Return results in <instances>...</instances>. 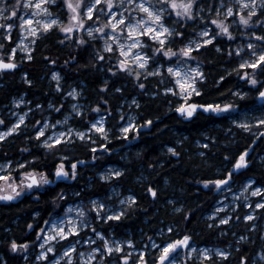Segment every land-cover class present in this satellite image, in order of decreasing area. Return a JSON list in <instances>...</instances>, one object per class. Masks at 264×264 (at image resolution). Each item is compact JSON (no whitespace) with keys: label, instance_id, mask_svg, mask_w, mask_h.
<instances>
[{"label":"snow or ice","instance_id":"1","mask_svg":"<svg viewBox=\"0 0 264 264\" xmlns=\"http://www.w3.org/2000/svg\"><path fill=\"white\" fill-rule=\"evenodd\" d=\"M21 8L32 11L22 15ZM65 10L67 22L62 19ZM15 20H19L18 25ZM0 21V73L7 74L18 68V51H23L24 58L33 61V46L52 30L58 28L63 34L61 44L73 40L74 34L79 33L75 39L77 54L70 55L64 64H79V53L92 49L88 52L89 64L93 69L106 73V78L102 80L99 88L103 105L110 104L103 94L112 90L113 77H127L142 94L152 96L157 93L149 92V78H158L156 87L163 85L162 92L165 96L172 95L177 98L175 111L180 116L190 120L201 113H207L223 119L231 118L232 124L246 131L252 132L255 127L256 132L253 134L256 139L253 143L264 140V131H261L264 129V0H16L15 5H8L6 0H0ZM17 27L23 33L19 38L13 34ZM237 33L240 36H248V40L233 48ZM85 34L90 39H85ZM92 41L96 42L95 45L91 44ZM213 49L230 59L239 58L238 66L233 71L239 80L250 87L247 91L236 88L234 91L229 89V92L240 100H245L250 93H255V98L262 102L258 108L244 112L236 102H192L193 97L203 95L202 82L208 79L201 57ZM45 59L52 64L56 63L51 57ZM83 67L87 68L88 64ZM51 75L52 79L58 82L56 88L61 90L59 81L63 77L59 72H52ZM23 76L31 86L33 81L29 78V73L25 72ZM223 81L225 76L219 75V82ZM114 91L123 93L124 89L115 87ZM82 92V89L77 88L67 92V97L74 98L76 102L71 104L72 111L63 119L52 122L42 117L32 124L38 145L47 153L60 155V162L54 166L57 179L77 180L79 167L87 163L84 160L75 161L69 168L66 164L68 157L63 154L67 146L74 147L77 141L81 142L84 147L90 149L93 161L112 151L110 143H97L94 139L98 136L104 141H111L114 133L106 126V116H110L112 110L97 102L95 107L90 109L95 115L86 118L83 106L79 103ZM25 103L31 102L23 98H13L16 108ZM169 104L171 105L172 101H169ZM131 105L140 107L135 97L131 99ZM35 108L43 110V105L37 103ZM48 108L59 114L63 112L64 104L61 103L57 107L49 102ZM32 112V108L26 112H11L17 119L10 126L0 117V126H4L3 130H0V142H7L9 137L20 133L21 126L26 124L29 113ZM73 115L79 116L83 121L80 129L68 126ZM125 119L124 115H120V121ZM153 124L152 119L137 124L134 118L129 116L127 121L118 127L124 139H132L133 132L138 138L141 128H150ZM204 147L208 148L209 144H204ZM167 150L174 157L181 155L176 147H168ZM22 151L29 150L24 148ZM200 155L203 156L204 153ZM248 156L249 150L245 148L235 158L226 174L202 181L204 188H214L217 192L225 189L231 191L230 184L236 173L247 169L250 164ZM37 159L38 157L33 155L32 160ZM224 159L231 162L233 158L226 155ZM26 166H30L27 160L23 163L16 162L17 168L24 169ZM13 170V161L10 159L0 165V181L5 183L7 189L0 188L2 201L16 200L31 191H36L39 198L38 189L56 183V180L49 178L47 171L39 172L36 168L22 172L23 178L14 182ZM99 175L102 181L114 183V178L123 177L124 170L109 168ZM112 192L115 193L116 189L113 188ZM146 192L154 200L159 197V190L154 185L149 184ZM249 192L257 199L250 200L248 195H244V203L250 211L243 217L236 216L235 219H243L249 231H252L257 228L255 221L264 219V182L257 185L255 180L248 179L241 193ZM75 195L79 197L81 193L76 192ZM52 199L55 207H59L61 201L66 202L67 194L61 189ZM238 199L239 197L234 195V200ZM87 203L90 207L83 206V202L69 206L63 216L49 213L52 218L43 221L47 228L29 223V229L38 227L36 241L19 243L12 239L10 250L24 254L23 259L27 261L30 245L38 242L40 251L35 260L43 261V264H232L230 258L233 253L228 249L196 247L192 243V235L177 234L176 228L172 226H167V233L170 234L167 239L157 243L152 236H148L149 243L144 244L142 248H138L132 239H117L115 233L109 237L104 231L93 226L97 221L105 224L121 221L128 215V209L138 206V197L135 194L120 200L121 207L118 210L99 198L90 197ZM169 203L175 204V201ZM237 207L240 205L237 204ZM222 210L217 208L212 213V218L214 221L219 219V225L226 226L233 217L228 214L220 216ZM175 211L180 212L181 208L177 207ZM34 215L39 217L40 213L36 212ZM183 219L188 221L189 216H184ZM208 227L215 228L217 225L213 223ZM88 231L92 233L91 236L87 235ZM224 234L221 229V235ZM157 235L163 236L164 230L161 229ZM247 239L248 237L241 235L237 244ZM59 241H65L66 247L58 250L53 242ZM84 245L88 246L87 249L80 250ZM236 251L239 252L240 249L237 247ZM257 255L259 262H264V250ZM113 256L116 257L115 260L112 259ZM259 262L252 261L246 254L238 257V264Z\"/></svg>","mask_w":264,"mask_h":264},{"label":"trees","instance_id":"2","mask_svg":"<svg viewBox=\"0 0 264 264\" xmlns=\"http://www.w3.org/2000/svg\"><path fill=\"white\" fill-rule=\"evenodd\" d=\"M62 19L67 20L66 10ZM77 36L78 33L74 34L73 40H67L63 44L60 43L63 34L58 28L42 36L33 46L34 60H23L20 69L18 67L8 72L0 80V108L7 106L12 98L22 95L26 101L31 102L29 108H34L39 103L43 105L44 111L48 108L49 102L58 107L62 103L63 94L53 91L50 83L52 72L58 71L63 77L64 87L72 86L83 90L85 117L95 115L90 109L94 108L97 102L102 104L99 88L102 80L106 78V73L93 69L89 64L88 52L92 50L91 48L79 53V64L72 63L70 66L64 64L70 55L77 54L75 44ZM95 43L91 42L92 45ZM232 47L235 48V45L232 44ZM45 57H51L56 63H50ZM201 59L204 61L208 79L202 82L203 95L193 97V103L236 102L241 105L244 112L260 106L262 102L257 101L255 93H250L245 100H240L229 92V89L234 91L236 88L247 91L250 87L239 80L236 72L233 71L238 66V57L230 59L213 49L205 53ZM85 64H88L87 68L83 67ZM25 72L29 73V78L33 81L31 86L21 77ZM219 75H224L225 81L219 82ZM157 80L158 78H149V92L157 93L156 96H152L142 94L127 77L112 78V90L103 94L110 104H102V107H109L112 110V114L106 116V126L112 129L114 135L110 142L96 139L97 143H110L112 151L93 161L90 149L84 147L81 142H77L74 147L67 146L65 149L68 151L63 154L70 160L66 161V164L79 160L87 162L79 167L77 180L68 182L59 179L39 192V198L37 194L28 192L14 202H0V264H13L14 256L9 247L12 239L19 243L34 242L38 227L29 229L27 225L33 223L44 227L43 221L50 218L49 213L54 214L56 211L52 199L56 191L63 189L67 196L71 192H80L86 199L94 194L105 193L108 185L100 182L95 175L98 170L110 165H117L124 170L123 177L119 178L121 190L129 191L130 194L138 197L137 207L129 209L128 215L121 221L111 222L109 225L116 237L130 236L137 242L139 237L148 241L147 237L152 236L156 240L157 233L161 229L167 231V226H172L176 228L177 234L192 235V242L198 247L220 243L224 239L230 240L228 235L231 233L225 228L208 227L212 222L208 221L206 216L217 202L218 194L214 189L204 188L201 185L202 181L226 174L235 158L248 148L250 164L247 169L238 171L232 182L242 184L248 179L255 180L258 185L264 182V164L254 160L257 155L264 154V140L253 143L256 139L253 134L256 129L253 128L252 132L241 129L232 124L231 118L223 119L205 113L190 120L180 116L175 111L177 98L172 95L165 96L162 92L163 85L160 88L156 87ZM115 87H122L123 93H116ZM133 97L140 103L139 108L135 105L129 107ZM169 101H172L171 105ZM65 111L59 114L54 110L48 112L53 115L52 120L55 121L60 119ZM127 114L134 115L137 124H143L147 119H152L154 124L150 128L140 129L137 141L131 145V152L127 153L128 157L125 158L123 150L127 148L126 141L119 137L117 131L118 125L123 123L120 121V115L126 118ZM225 115L228 114H221V116ZM33 122L31 119L27 120L20 133L9 137L7 142H0V162L10 159L13 165H16L17 161L23 163L27 160L30 166L19 172L36 168L39 172L47 171L49 178L55 180L54 166L60 162V157L45 152L38 145L34 135L29 131ZM70 122L79 129L83 124L77 115H74ZM204 144H209V147L205 148ZM168 147H176L181 155L172 156L168 153ZM24 148L29 151L23 152ZM202 152L203 156L200 155ZM33 155L38 157L36 161L32 160ZM226 155L233 158L231 162L224 159ZM149 184L159 190V197L155 200L146 192ZM169 201H175V204ZM64 204L65 202L58 207L60 212ZM177 207L181 208L180 212L175 211ZM36 212L40 213L39 217L34 215ZM184 216H189V220L185 221ZM233 222L232 219L231 223ZM221 229L224 230V235H221ZM169 235L167 233L163 238L157 239L162 241ZM241 235L248 239L240 241L239 244L236 240L233 243V247L229 250L233 253L230 258L232 264H238V257L242 254L248 255L252 261H257L256 255L264 250L261 225L259 224L249 234ZM237 247L240 249L239 252L236 251Z\"/></svg>","mask_w":264,"mask_h":264},{"label":"rangeland","instance_id":"3","mask_svg":"<svg viewBox=\"0 0 264 264\" xmlns=\"http://www.w3.org/2000/svg\"><path fill=\"white\" fill-rule=\"evenodd\" d=\"M7 4L8 5H15V2L16 0H6ZM32 11L31 9H23L21 8L20 9V13L23 15L27 12H30ZM2 22V21H0ZM17 25L19 24V20H15L14 21ZM65 22H67V20H65ZM190 30V29H189ZM243 29H241L242 31ZM16 31V37L19 38L20 36L23 35V33L21 32L20 28L17 27L13 30V34L14 32ZM79 35V33H78ZM85 37H87V35L85 34ZM31 39V38H29ZM90 39V38H88ZM248 40V36H240L238 33H237V40L235 43H233L235 45V47L241 43H244ZM92 42H95V41H92ZM25 56V53L23 51H18V56H17V63H18V67L19 69L21 68L22 66V61H26L27 59L24 58ZM55 72H58V71H55ZM8 74V73H7ZM7 74H4V73H0V80L2 78H4V75H7ZM62 76V75H61ZM21 77L24 79V76L23 74L21 75ZM50 83L52 84L53 86V91L57 92V93H61L63 94L62 96V103L65 105L64 106V110H66L60 119H63L64 116L68 115L72 109H71V104L76 102V100L74 98H71V97H67V92L72 90L73 88H76V87H64V81L63 79L61 81H59V83H61L62 85V89L61 90H58L56 88V84L58 83L57 81L53 80L52 79V75L50 76ZM67 85V83H65V86ZM79 89V88H77ZM15 98H23L25 99V97L22 95V96H16ZM83 97L82 95L79 97V103L84 107V104H83ZM131 105V103H130ZM29 109V103H25L23 105H20L19 108H16L14 107L13 105V98L10 100L9 104L7 106H3L2 108H0V117H3L6 122H7V125L10 126L12 123L15 122V120L17 119V117L11 115V112H26L27 110ZM33 109V112L32 113H29V117L27 120H33L35 122L36 119H41L42 117L43 118H47L49 120H51L52 122H54L52 120V114H49V110H52V109H49V108H46L44 111L43 110H40V109H36L35 107L32 108ZM256 109V108H255ZM253 110V109H252ZM251 110V111H252ZM34 111H36V113L34 114ZM247 112H250V111H247ZM56 113V112H55ZM33 114V115H32ZM58 114V113H57ZM102 114V113H101ZM257 115L259 113H256ZM74 116V115H73ZM71 116L70 119L73 117ZM129 116H132L134 118V115L132 114H127L126 116V119L125 121H123V123H125L127 121V118ZM70 119H69V124L68 126L69 127H74L71 122H70ZM135 120V118H134ZM33 122V123H34ZM107 122V121H106ZM32 123V124H33ZM3 127L4 126H0V130H3ZM24 126H21V128H24ZM60 127V126H58ZM76 128V127H75ZM255 128V127H254ZM79 129V128H78ZM29 131H30V134H33L34 135V132H33V128L32 126L29 127ZM118 135L120 138H123L122 137V134L119 132V129L117 131ZM15 135V134H14ZM132 139H124L126 141V144L125 146L127 148H125L123 151L125 153V158L128 157L127 153L129 154L131 152V145H133L136 141H137V137H136V133L133 132L132 134ZM100 139V140H103L101 137H94V139ZM34 139H35V136H34ZM36 140V139H35ZM79 142V141H77ZM80 143V142H79ZM68 150L64 149L63 150V153L67 152ZM60 157L59 154H56ZM262 157H264V154L263 155H257L255 157L254 160H256L258 163H262L264 164V159H262ZM70 158H68L67 161H69ZM251 161V160H250ZM4 162H0V165H2ZM67 166L70 168L71 164H67ZM109 168H116V169H121L119 166L117 165H110V166H106L100 170H98L96 172V175L95 177L100 181V182H103L105 184L108 185L107 187V191L105 193H100V194H94V196H92L91 198L93 199H96V198H99V199H102V200H105L106 203H108L109 205H111L114 209H119L121 207L119 201L124 199L125 197H127L128 195H130V192L129 191H122L120 186H119V178H114L115 182H105V181H102L101 178H100V175L99 173L105 171V170H108ZM13 171H12V175L13 177H15V180L14 182H18L20 179H22L23 177L21 176V173L22 172H19L21 171L20 168H17L16 165L14 164L13 165ZM53 175H54V172H53ZM73 180H68V182H72ZM247 181V180H246ZM246 181H244L242 184H237V183H233L231 182L230 184V187H231V191H228L227 189L223 190V191H220V192H217L214 188V191L218 194V200L217 202L215 203V205L213 206L211 212L206 216L208 221L212 222L211 224L215 223L217 225V228L219 227H223L225 228L226 230L230 231V235H228V239L230 240H226L224 239V241H221L220 243L216 242L212 245H209V246H202V247H199V248H203V247H209V248H213V247H216V248H223V249H228L230 250L231 247H233V243H235V240L238 241V238L239 236H241V234H249L250 231H249V228L246 226V222L243 221V219L241 220H236L235 217L236 216H240V217H243L244 214H246L247 212L250 211V209L247 208V206L245 205L244 203V200H243V196L244 195H248L250 200H256L257 198L256 197H252L250 192L249 193H244L242 194L241 193V189L242 187L244 186V184L246 183ZM203 186V183L201 184ZM258 185V184H257ZM48 185H45L44 187L38 189V192H41L43 190H45V188L47 187ZM204 187V186H203ZM0 188H3L5 190H7L5 188V183L3 181H0ZM115 188L116 189V192L113 193L112 192V189ZM60 192V190L56 191V193ZM29 193H32V194H37L36 191H31ZM76 193V192H75ZM75 193H70L68 196H67V200L61 210V212L59 211L58 207H55V212H54V216L55 215H60V216H63L64 214V211H66V209L69 207V206H74V205H77V204H81L83 202V206L85 207H90V205H88L87 201L89 198H85V196L83 195H80L79 197H77L75 195ZM27 193L25 194H22L18 199H21L23 196H25ZM234 195L235 196H238L239 199L238 200H234ZM63 203V201L60 202V205ZM237 204L240 205V207H237ZM60 207V206H59ZM217 208H222L223 210L219 213L220 216H224L225 214H228V215H231L233 217V224L230 222L228 225L224 226V225H219V219H215V221L213 220L212 218V213L217 209ZM131 209V208H130ZM129 210V209H128ZM75 213H73L74 215ZM52 217H50L48 220H50ZM248 223H251V222H248ZM255 223L257 224V227L258 225L260 224L261 227H262V239L264 240V219H257L255 221ZM111 224V223H110ZM110 224H105V223H102V222H95V224L93 226H96L98 230L100 231H104L106 233V235H108L109 237H111V235L114 233L112 229H110L109 225ZM45 228H47L48 226L47 225H44ZM160 232V231H159ZM233 233L235 235H233ZM167 234V231L165 230L164 231V235ZM37 235V234H36ZM87 235L88 236H91L92 233L90 231L87 232ZM163 235V236H164ZM163 236H160V235H157V238L158 239H161L163 238ZM117 239H120V240H125V239H131L130 236H127V237H116ZM156 238V242L157 243H160L161 240H158ZM36 241V236H35V240L34 242ZM54 244H56L58 250L62 249L63 247H66V243L65 241H59L58 243L57 242H53ZM136 243V246L138 248H142L144 244L146 243H149V241H146L144 240L142 237H139V239L137 240ZM140 243V244H139ZM193 243V242H192ZM194 246H196L194 243H193ZM87 245H84L83 247H81L80 250H86L87 249ZM198 247V246H196ZM11 251V250H10ZM40 249L38 247V242L37 243H33L30 245L29 247V250H28V256H29V259L27 261H25L23 259V255L22 253H13L11 251V254L14 256V261L12 262L13 264H43V261H36L35 260V256L39 253ZM261 251H259L258 253H260ZM50 255H53V254H50ZM150 255H152V253L150 252ZM135 256V254H134ZM182 258V256H181ZM113 260L116 259L115 256L112 257ZM218 259V257H217ZM257 261H259V257L258 255H256V258H255Z\"/></svg>","mask_w":264,"mask_h":264},{"label":"water","instance_id":"4","mask_svg":"<svg viewBox=\"0 0 264 264\" xmlns=\"http://www.w3.org/2000/svg\"><path fill=\"white\" fill-rule=\"evenodd\" d=\"M10 72H12V71H10ZM257 101L258 102H261L260 100H258L257 99ZM205 114H207V113H205ZM249 154H250V151H249ZM55 180L57 181V180H59V179H57L56 177H55ZM15 200H13V201H2V200H0V202H2V203H8V202H14Z\"/></svg>","mask_w":264,"mask_h":264}]
</instances>
